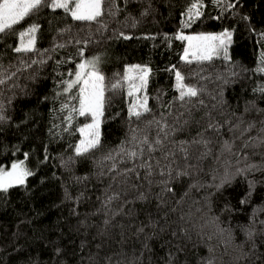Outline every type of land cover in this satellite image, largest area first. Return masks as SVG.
Wrapping results in <instances>:
<instances>
[{"label": "trees", "instance_id": "obj_1", "mask_svg": "<svg viewBox=\"0 0 264 264\" xmlns=\"http://www.w3.org/2000/svg\"><path fill=\"white\" fill-rule=\"evenodd\" d=\"M192 2L106 0L105 14L91 22L45 6L0 33V167L23 161L32 173L0 191V264H264V167L238 174L264 165V144L255 139L264 128V73L257 70L264 0H202L203 15L184 27ZM33 25L34 50L17 53L20 32ZM225 30L232 33L228 60L181 59L178 32ZM93 57L105 84L101 144L78 156V128L89 118L73 113L69 124L62 105L78 107L79 86L65 92V82ZM133 64L151 70L142 93L151 112L140 121L129 118L132 100L122 81ZM173 66L201 90L186 105L177 99ZM115 83L122 86L112 89ZM150 120L182 128L151 154L147 145L129 143L133 128L139 139L159 138ZM250 123L255 128L241 134ZM198 133L212 141L208 155L200 159L205 149L196 146L187 160L179 152L164 158L176 151L173 142ZM121 146L143 148L144 156L130 160ZM146 159L154 166L148 179L138 167ZM226 175L229 182L217 189Z\"/></svg>", "mask_w": 264, "mask_h": 264}, {"label": "snow or ice", "instance_id": "obj_2", "mask_svg": "<svg viewBox=\"0 0 264 264\" xmlns=\"http://www.w3.org/2000/svg\"><path fill=\"white\" fill-rule=\"evenodd\" d=\"M105 2L106 0H0V33H5L7 30L12 29L15 25L20 24L26 17L31 16L34 12L42 7H50L53 10L62 9L66 14L70 15L75 21H97V19L105 14ZM217 3H223V0H216ZM234 5L229 4L228 7ZM203 7L202 0H194L191 6L186 12L188 20L184 23V27H190L191 22L203 15L201 8ZM37 26L33 25L26 31L20 32V46L15 48L17 53L31 52L35 46V33ZM127 39L128 37H124ZM232 33L230 31H223L221 33H199L195 35H183L178 33L175 37L177 40L185 41L186 47L184 48L183 55L181 57L187 63L193 61H211L214 57L223 56V59L228 60V46L231 44ZM83 56V52L80 53ZM99 57H93L90 60H83L77 65V71L74 74V79L65 82V92H70L74 87L79 86V91L75 97L78 100V107L75 105L70 106L68 103L62 105V110H68L66 119L69 124L72 121V114L76 113L79 116L90 117L91 123L85 124L79 128L82 139L75 148L76 155H83L90 150L96 149L101 144L100 124L101 118L104 115L105 104V84L104 76L100 74L98 69ZM260 65L257 70L264 73V53H261ZM175 73V88L178 92L177 99L184 104H188L193 98H196L200 94V89L196 86L185 83V76L173 66L171 69ZM150 69L142 67L141 65H132L125 70L123 80L128 85V95L133 97V102L129 106V118H136L140 121L141 117L151 112L148 107L147 95H141L145 92L148 83V77ZM72 75V73H69ZM3 79H0V83H3ZM120 83L112 84V89L121 87ZM261 93H264V86L258 89ZM200 103H203L200 101ZM6 117L3 113V107L0 105V121L5 120ZM179 121H177L178 123ZM243 121H241L242 123ZM155 123L159 129L157 139L150 141L147 135H144L142 139L137 136L138 129H132V135L129 143H135L138 141L139 145H147V152L161 150L165 141L169 140V137L177 131H182V128H177L175 125H169L167 121L161 124L160 121L150 120L147 122L148 126ZM185 124L188 122L185 121ZM209 129L219 131L217 125L209 123ZM239 123L234 124L230 131L239 130ZM255 128L254 124H249L244 131H251ZM207 130V129H206ZM198 139L194 138L191 142L181 141L178 144L173 142L176 148L175 152H169L164 158L168 159L169 156H175L176 152L182 154L183 158L187 160L192 155V150L196 146H200L205 149L200 154V159L208 155L210 152L209 144L212 142L210 138L198 133ZM259 143L264 144V128L259 129L258 137ZM255 146V145H253ZM231 144L228 141L224 142V148L227 151H231ZM244 147H249V143L246 142ZM143 148H134L129 150L128 148L121 146L118 150L120 154L126 155L130 160L139 159L144 156ZM27 155V154H26ZM149 158H151L149 156ZM107 159H113L112 154L109 153ZM171 163V161H169ZM157 167L159 162H157ZM145 169V179H148L152 174L153 165L147 163V159L144 163L138 165ZM168 166L166 165L165 168ZM264 167V165H249L245 169H239L238 174L244 171H251L253 169ZM130 172H135L136 168L129 169ZM160 175H164L165 172L161 171ZM186 171H177L176 175H187ZM32 173L24 166L23 161L19 163H13L11 168L6 170L0 167V191H8L9 188L17 185H23L26 178L31 176ZM172 171H168V176L171 177ZM150 182V181H149ZM229 182V177L226 175L220 181V184L216 185L217 189L223 187L225 183ZM167 187V181L163 182ZM251 187V185H250ZM171 191L170 188H167ZM115 199V197H109V200ZM243 202V201H242ZM251 235V232H249Z\"/></svg>", "mask_w": 264, "mask_h": 264}, {"label": "rangeland", "instance_id": "obj_3", "mask_svg": "<svg viewBox=\"0 0 264 264\" xmlns=\"http://www.w3.org/2000/svg\"><path fill=\"white\" fill-rule=\"evenodd\" d=\"M188 10V9H187ZM187 12V11H186ZM186 12H185V14H184V16H183V24L188 20V18H187V16H186ZM178 33H182L183 35H195V34H199V33H188V32H178ZM177 33V34H178ZM200 33H213V32H200ZM216 34H218V33H216ZM186 47V42L184 41V48ZM183 52H184V49H183ZM182 55H183V53H182ZM182 57V56H181ZM133 65H137V64H133ZM130 66H132V65H130ZM130 66H127V67H125V69H124V71H123V74H122V81H123V83L125 84V86H126V89H127V92H128V85H127V83L126 82H124V80H123V76H124V73H125V70L127 69V68H129ZM142 67H145V66H142ZM101 74V73H100ZM102 75V74H101ZM75 77H73V79H74ZM142 95V94H141ZM131 100H132V102H133V97H131ZM79 103V102H78ZM89 118V120L87 121V122H85L84 124H82L79 128H81V127H83L85 124H87V123H91V118L90 117H88ZM78 128V129H79ZM78 133H79V140L77 141V143H76V145H75V147L73 148V153H75L76 154V152H75V148H76V146L79 144V142H80V140L82 139V136H81V134H80V132L78 131ZM19 162H21V161H15V162H12L9 166H7V167H3L4 169H6V170H8V169H10L11 168V165L13 164V163H19Z\"/></svg>", "mask_w": 264, "mask_h": 264}]
</instances>
